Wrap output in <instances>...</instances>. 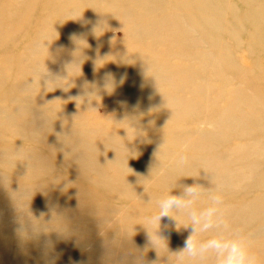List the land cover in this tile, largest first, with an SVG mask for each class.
<instances>
[{
  "label": "rangeland",
  "instance_id": "rangeland-1",
  "mask_svg": "<svg viewBox=\"0 0 264 264\" xmlns=\"http://www.w3.org/2000/svg\"><path fill=\"white\" fill-rule=\"evenodd\" d=\"M254 27L258 35L250 45ZM226 61L233 64L232 70ZM184 70L190 74L187 80L183 79ZM108 77L126 84L109 89L104 86L103 90L99 87L103 82H97L102 78L108 82ZM151 81L156 84L150 85ZM237 88L243 91L237 92L231 103L230 94ZM152 94L157 100L151 99ZM249 97L256 98L255 102L247 104ZM140 119L147 123L139 125L136 120ZM135 121L138 123L132 125ZM230 122L239 127L255 128L258 124L260 130L264 128V0H0V264L39 260L37 245L51 242L43 240L41 244L38 231L47 239L53 240L54 233L64 241L56 232L70 229L55 224L74 222L72 218L57 220L61 211L48 206L43 209L48 202L45 200L51 198L40 194L43 184L56 182L55 189L61 192L68 183H82L81 170L88 169L77 160L58 163L62 154L57 143L66 152L87 154L99 144L103 132L113 140L109 144L114 150H129L124 154L132 153V157L147 139L156 136L175 143L179 138L188 140L189 144L182 147H195L196 152L207 153L215 145L226 146L229 151L241 141L236 136L243 128L227 135ZM195 130L201 133L193 134ZM202 131L212 132V141L200 140ZM260 141H264V132L254 134L251 155L259 154V148L253 147ZM206 143L213 146L197 150ZM180 144L172 147L177 153ZM96 149L102 152L98 146ZM149 157L136 172L106 163L91 167V179H101L100 175L105 179L95 189L90 188V194L92 189L95 194L103 192V196L97 195L99 202L121 201L126 197L118 187L124 186L131 191L141 188L144 194L160 199L157 196H164L169 189L157 187L161 184L159 176L164 171L172 177L168 170L172 162L163 156L167 165L153 178L152 171L157 168L153 161L148 165ZM200 157L198 160L205 163L214 159ZM31 158L40 163H33ZM61 176L65 181L59 180ZM204 179L202 185L208 187V178ZM259 182L253 179L251 186L261 185ZM223 189L224 205L243 204V192H253L255 198L264 193L258 187ZM171 191L176 193L179 188ZM57 199L68 202L63 195ZM53 208L58 209V201ZM43 224L47 229L38 230ZM229 229L248 236L245 223ZM17 235H21L23 246L27 244L25 238L34 242L26 249L31 256L24 260L17 257ZM55 247L56 254H61L60 247ZM84 247L72 245L70 248L76 250L66 260L85 264L72 262L85 256L90 260L86 262L93 264L94 257H105ZM175 251L170 248L169 255ZM250 251L261 264L258 251ZM210 260L217 264L214 256Z\"/></svg>",
  "mask_w": 264,
  "mask_h": 264
},
{
  "label": "bare ground",
  "instance_id": "bare-ground-1",
  "mask_svg": "<svg viewBox=\"0 0 264 264\" xmlns=\"http://www.w3.org/2000/svg\"><path fill=\"white\" fill-rule=\"evenodd\" d=\"M145 12L147 13L148 11L146 10ZM19 25L22 24L20 23ZM257 35V27H254V30H252L251 36H249L248 39L250 45L251 43L254 44L253 40ZM218 51H220V49H218ZM190 58L192 59V57ZM227 63L228 68L232 70L233 64L229 62ZM253 68L255 69V67ZM260 68L262 69L261 65ZM183 72H185L183 79H189L190 74L188 73V71L184 70ZM104 78L97 82L98 85L103 82L101 85H99V87L103 90L104 86L109 89L110 86L126 84L124 83V80H119V78L108 77V82L104 81ZM154 84L156 83H152V81L150 82V85L153 86ZM242 91L243 90L240 88L234 89L230 94L229 101L232 103L234 97H236L237 92L242 93ZM127 92L129 91L127 90ZM242 95L244 96V94ZM242 97L241 101L244 103V97ZM151 99L157 100L156 95L152 94ZM250 99L251 100H247V104L254 103L256 98ZM120 119L123 121L124 117H121ZM136 121H140L141 123H139V125L141 124V126L142 124H145V122L147 123V121L141 119ZM136 121L132 123V125L138 123ZM256 125L257 127L255 128L253 127L254 125H251L247 128L243 124V128H241L242 126L239 127L238 123L230 122V129L224 131L227 132L226 134L228 135L237 131L238 128H241V131L239 130L240 133H238V136H236L238 137L237 139H241V141L231 147L229 151H226L228 150L226 146L224 148H219V145H215V147H209L210 151L207 153L196 152L195 147H182V145L189 144L188 140L184 141L183 139L179 138V142L175 143L176 140L166 141L164 138L161 139L162 137L156 136L147 139V143L145 142L140 149L136 150V152L133 154L135 157H132V153L130 155L124 154L129 150H114V147L109 144V142L113 140L106 137L103 132H101L103 138L99 139V144H97L98 148H101L100 150L102 152L96 151L98 149H96L97 146L95 144L93 145L94 149L89 151L87 154L82 153L81 150L80 153L78 151L69 153L62 148L63 146L57 143V148H61L60 153L62 154L59 155L58 163H67L66 161L68 160H77L81 161L80 163L85 164L86 168L88 169H85V171L81 170L82 174L79 181H81L82 183H68L64 187V189L61 190V192L56 191L55 188L58 186V183L56 182H48L40 187V194H43L44 198L51 197L45 200V202H48L45 203L43 209L47 210L48 206L49 208L57 212L61 211L60 214H56L57 217H60L57 220L72 218L74 220L72 225H55L60 229H70L73 234L70 230L62 232L58 230L56 233L62 238V240H64L59 241V239L56 238L57 236L53 235L54 233L52 234L53 240H50L47 239V235H45L44 237L43 234L38 231V237H40L41 239V244L43 240L49 241L51 243L47 244L46 246H42L40 244L37 245L40 250V259L37 261L33 260L30 264H70V262L66 260V257L73 254V251L76 250L74 248H70L72 247V245L75 248H83V246H85L84 248H90L89 250L101 253L103 256H105L104 258L94 257L95 259L93 264H176L177 257L175 255L177 253L175 251L176 254L173 252L172 255H169V249L174 248L178 251L183 247L184 240L190 232V226L187 229L181 226L185 222L186 218L182 214H177L176 225L175 221L172 219H162L160 228L158 229V233L162 237H159L156 235L157 223L154 217L159 210L158 202L160 199H155L156 196L144 194L141 188H134V191H131L124 186H119V193L121 194V196H125L126 198H122L121 201H118L116 198H114L113 201L110 202L108 200L99 202V199H97V195L103 196V192L100 191L99 194H95V191L93 189H95V185L103 182L105 178L103 175H100L101 179H91V175H89L88 172L91 170V167H93L94 169L96 166H98V164L101 163H106L107 165L114 168L118 167H116L115 165H119V170L136 172L135 170L137 169H143L144 166L142 165V163L148 158V156H150L148 165H151V161H153V165L155 166V168H157L156 170L152 171V176L153 178H155L160 175L159 173L163 168L162 166L167 165V162L165 161L166 159H163V156H165L166 158L171 160H169V162H172V164L168 166V170H170V174H172V177H170L169 175L166 176V173L163 171V176H159V178H161V184L157 186L159 188L170 189L174 186L176 181L177 184H191L194 181L204 184V176H206L208 178V187H213L215 185H221L222 187L231 186L234 189H242L243 191L249 190L250 188L255 189V187H258L264 192V148H262V143H264V141H260V143L258 144L259 146L257 145L256 147H253L254 150L259 148V154L256 155V159L252 158L256 156L253 154L251 155L250 153L251 147L255 146V144L252 145V138L254 134L258 132H264V128L260 130L261 126L258 124ZM109 126H114V124H110ZM203 132L204 131H202L203 136L200 137V140L204 139V142L212 141L209 139L212 138L213 133ZM53 133L55 134V131ZM197 133L199 134L201 133V131L195 130L193 132V134ZM223 137L226 136L223 135ZM62 139L64 140V137H62ZM70 143L71 145L73 144L72 142ZM179 144L181 148L178 149L177 153L174 150L175 148L173 149L172 147ZM203 146L213 145L211 143H206L205 145H201L197 150L201 149ZM158 147L161 148V150L158 149ZM206 148L207 147H205V149ZM147 151H152L151 155H148ZM121 153H123L124 155H120ZM80 154H83L85 156L80 157ZM200 155L203 156V158L200 157L202 159L210 160V156L214 159L212 160L211 158V162L209 161L208 163H205L198 160V157ZM127 156H129V158H126ZM214 156H216V158ZM31 159L33 163H40V161H38L36 158ZM54 163L57 162L54 161ZM70 166V168H74L72 164H70ZM75 167H77V165ZM216 168L219 169L218 172ZM209 175L211 177H208ZM137 177H140V175H138ZM59 178V180L65 181L64 177L61 176ZM253 179L259 180V183H261V185L256 186L254 184L255 187H252L251 181ZM73 185H75L76 187L73 188ZM90 188H93L91 190L93 194H90ZM173 188L177 189L178 187ZM253 194V192H243L240 197L244 198L245 202L243 204L234 202L231 205H224L222 203V208L225 213V218L229 228L235 227L236 225L241 226L244 223L247 224L246 233H248V236L246 237V242L248 248L252 251H258L257 254H259L260 263L264 264V219H262L264 217V193L259 194L261 195V197L258 198H255L256 196L253 197ZM59 195H63V198H65L68 202L62 203L61 200H58L57 197ZM131 197L134 198L132 202ZM207 197L208 196L205 197L204 195H202L201 199L197 201L196 205H199V207L207 206V204L209 203ZM55 201H58V209L53 208L55 205ZM125 203H128L129 206L127 205L125 207ZM149 211L153 212L154 214L149 215ZM131 212L133 214H131ZM131 216L133 217L131 218ZM254 219L255 221H253ZM249 220L250 222L247 223ZM165 224L167 225V227L164 226ZM44 226H46V224L38 226V230L47 229ZM21 235L25 236L23 234ZM21 235L15 236V238L19 241L20 248L19 252L17 253V257L24 260V257L31 256L32 252L26 249L29 247H33L34 242L29 241V239L26 240L27 237L25 236V241L27 244L23 246V240L20 239ZM56 239H58V241L61 243H52ZM64 243L68 244V247L66 245L64 246ZM56 244L60 247L59 251L61 252V254L59 255L54 251L57 250V248L55 247ZM3 257L4 256H2V258ZM79 257H77L72 262L75 263L77 261H81L85 262V264H88V262L90 261L89 259L86 260L85 256H81L80 258ZM200 259L204 260L201 261ZM200 259L186 258L184 264H202V262L204 261H206L208 264H211L210 256Z\"/></svg>",
  "mask_w": 264,
  "mask_h": 264
},
{
  "label": "clouds",
  "instance_id": "clouds-1",
  "mask_svg": "<svg viewBox=\"0 0 264 264\" xmlns=\"http://www.w3.org/2000/svg\"><path fill=\"white\" fill-rule=\"evenodd\" d=\"M173 187H178L179 191L173 193ZM173 187L160 198L154 219L159 237L162 236L158 229L164 218L174 220L176 225L177 214H182L186 220L181 226L186 229L190 226L183 247L176 251V264H184L186 258L208 256H214L217 264H257V256L249 250L245 236L227 225L221 185L205 187L195 181L191 184H177L176 181ZM205 193L209 203L205 207H197V201ZM164 226L167 227L166 224Z\"/></svg>",
  "mask_w": 264,
  "mask_h": 264
}]
</instances>
